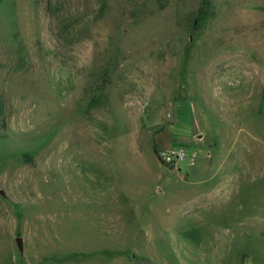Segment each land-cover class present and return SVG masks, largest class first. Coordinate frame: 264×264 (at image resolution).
<instances>
[{"label": "rangeland", "instance_id": "rangeland-1", "mask_svg": "<svg viewBox=\"0 0 264 264\" xmlns=\"http://www.w3.org/2000/svg\"><path fill=\"white\" fill-rule=\"evenodd\" d=\"M0 191V264H264V0H0Z\"/></svg>", "mask_w": 264, "mask_h": 264}, {"label": "built area", "instance_id": "built-area-1", "mask_svg": "<svg viewBox=\"0 0 264 264\" xmlns=\"http://www.w3.org/2000/svg\"><path fill=\"white\" fill-rule=\"evenodd\" d=\"M157 156L163 164L174 168L178 167L181 163H186L189 167H194L199 158L198 152H189L182 146L159 149Z\"/></svg>", "mask_w": 264, "mask_h": 264}, {"label": "water", "instance_id": "water-1", "mask_svg": "<svg viewBox=\"0 0 264 264\" xmlns=\"http://www.w3.org/2000/svg\"><path fill=\"white\" fill-rule=\"evenodd\" d=\"M202 138H203V135H198V136L196 137L197 140H201ZM0 192H1V194H4L3 191H0ZM16 242H17V244H18V247H19L20 252L22 253V252H23V238H22V237H18V238L16 239Z\"/></svg>", "mask_w": 264, "mask_h": 264}, {"label": "crops", "instance_id": "crops-1", "mask_svg": "<svg viewBox=\"0 0 264 264\" xmlns=\"http://www.w3.org/2000/svg\"><path fill=\"white\" fill-rule=\"evenodd\" d=\"M181 133H184V134H185V133H186V130H183ZM188 133H189V132H188ZM184 134H183V135H184ZM183 135H181V136L183 137ZM178 147H181V146H178ZM156 148L159 150V148H161V149H162V148H170V146H168V145H163V143L159 145V144L157 143V144H156ZM174 148H176V147H174Z\"/></svg>", "mask_w": 264, "mask_h": 264}, {"label": "trees", "instance_id": "trees-1", "mask_svg": "<svg viewBox=\"0 0 264 264\" xmlns=\"http://www.w3.org/2000/svg\"><path fill=\"white\" fill-rule=\"evenodd\" d=\"M155 153L158 155V149L155 147ZM161 162V161H160ZM162 163V162H161ZM163 164V163H162ZM165 165V164H164ZM165 166H167V165H165ZM167 167H169V168H171V166H167Z\"/></svg>", "mask_w": 264, "mask_h": 264}]
</instances>
